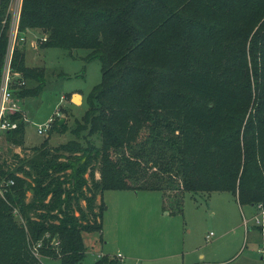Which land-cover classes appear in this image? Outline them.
<instances>
[{
    "label": "trees",
    "instance_id": "1",
    "mask_svg": "<svg viewBox=\"0 0 264 264\" xmlns=\"http://www.w3.org/2000/svg\"><path fill=\"white\" fill-rule=\"evenodd\" d=\"M10 1L0 0V73ZM34 29L40 47L87 49L100 80L74 138L13 153L14 167L0 153V264L80 261L105 189H160L177 211L186 192L226 190L264 208V0H21L9 68L34 84L14 83L19 97L42 87L22 45ZM9 115L17 126L4 140L21 146L27 121Z\"/></svg>",
    "mask_w": 264,
    "mask_h": 264
},
{
    "label": "rangeland",
    "instance_id": "2",
    "mask_svg": "<svg viewBox=\"0 0 264 264\" xmlns=\"http://www.w3.org/2000/svg\"><path fill=\"white\" fill-rule=\"evenodd\" d=\"M20 2L11 0L8 7V47L14 39ZM41 36V31L34 29L22 40L26 64L39 67L43 78L36 94L19 97L14 93L19 99V113L27 121L23 145L7 142L0 132V153L12 167L16 160L13 153L30 154L31 146L45 138L49 147L74 138L70 131L87 108L86 95L100 80L99 60L83 58L87 49L40 47ZM11 73L15 87L34 84H26L18 72ZM18 77L25 80L24 84H17ZM48 119L51 126L47 133H37V124ZM90 141L99 142L93 137ZM101 197V229L83 232L85 254L75 264H94L103 257L114 264H262L264 241L256 225L262 226L264 208L240 203L230 191L186 192L180 211L163 200L160 189H105ZM81 203L85 205L84 200ZM209 232L212 234L206 237ZM41 260L43 264H60L58 257L43 256Z\"/></svg>",
    "mask_w": 264,
    "mask_h": 264
},
{
    "label": "built area",
    "instance_id": "3",
    "mask_svg": "<svg viewBox=\"0 0 264 264\" xmlns=\"http://www.w3.org/2000/svg\"><path fill=\"white\" fill-rule=\"evenodd\" d=\"M15 35H16V31L13 37H15ZM42 39L45 38L43 37ZM10 43L11 44L8 47L5 56V63L3 66V70L0 73V132L8 129H14L17 126L16 120L11 119L9 114L15 111H20L19 109L20 106L17 105L19 99L14 95L15 88L12 87L14 77H11L12 73L9 68L14 39ZM32 46H35V43H32ZM17 84H24V80L22 79L18 80ZM50 126H51V121L50 119H48L43 123L37 124L36 131L39 134H46ZM8 183L12 184L13 181L9 180ZM0 194H1V187H0ZM257 207H260V205H257ZM262 214H264V210H262ZM256 222H259L257 218H256ZM263 224H264V220L262 225ZM211 234L212 233L210 232L208 235H206V237H209V235ZM53 243H56V241H54ZM38 245L39 244L37 243V246ZM33 251L35 254H38L36 246L34 247ZM116 256L120 259L122 258L121 253H117ZM118 264H121V262H119Z\"/></svg>",
    "mask_w": 264,
    "mask_h": 264
},
{
    "label": "crops",
    "instance_id": "4",
    "mask_svg": "<svg viewBox=\"0 0 264 264\" xmlns=\"http://www.w3.org/2000/svg\"><path fill=\"white\" fill-rule=\"evenodd\" d=\"M33 43V42H32ZM77 95V94H76ZM80 95H81V93H80ZM79 96V95H78ZM210 233V232H209ZM208 235V234H207ZM261 251V248H258V252H260Z\"/></svg>",
    "mask_w": 264,
    "mask_h": 264
},
{
    "label": "water",
    "instance_id": "5",
    "mask_svg": "<svg viewBox=\"0 0 264 264\" xmlns=\"http://www.w3.org/2000/svg\"><path fill=\"white\" fill-rule=\"evenodd\" d=\"M62 121H63V119L61 118V119L59 120V124H61V123H62Z\"/></svg>",
    "mask_w": 264,
    "mask_h": 264
},
{
    "label": "bare ground",
    "instance_id": "6",
    "mask_svg": "<svg viewBox=\"0 0 264 264\" xmlns=\"http://www.w3.org/2000/svg\"><path fill=\"white\" fill-rule=\"evenodd\" d=\"M76 98H77V96H76Z\"/></svg>",
    "mask_w": 264,
    "mask_h": 264
}]
</instances>
